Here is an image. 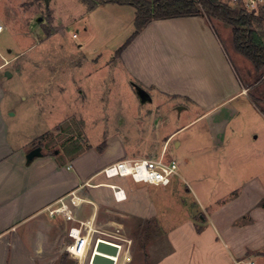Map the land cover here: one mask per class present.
Here are the masks:
<instances>
[{
	"label": "rangeland",
	"instance_id": "obj_1",
	"mask_svg": "<svg viewBox=\"0 0 264 264\" xmlns=\"http://www.w3.org/2000/svg\"><path fill=\"white\" fill-rule=\"evenodd\" d=\"M88 1L0 0V50L10 61L6 68L18 73L9 79L16 91L17 124L27 134H41L46 151L61 152L64 161L87 153L88 168L163 153L177 161L178 173L167 186L116 179L127 190L121 202L108 186H79L76 192V215L92 221L91 234L94 229L95 237L129 238L120 264L131 257V263L143 264L146 248L164 232L155 230L156 221L192 219L200 224L215 202L252 177L264 190V80L236 49L232 26L213 18L239 78L247 83L255 77L251 99L240 93L232 103L239 110L236 115L227 114L229 107L223 106L209 117L179 111L180 106L162 102L160 96L143 99L136 79L116 54L134 30L132 8L100 4L90 9ZM256 26L264 34V21ZM215 120L220 123L213 124ZM93 178L107 180L99 172ZM208 200L214 203L204 207ZM252 217L245 214L238 223L252 222ZM148 218L153 222L145 230ZM59 225L64 227V222ZM63 257L67 264H79L67 252ZM244 258L259 264L264 248Z\"/></svg>",
	"mask_w": 264,
	"mask_h": 264
},
{
	"label": "crops",
	"instance_id": "obj_2",
	"mask_svg": "<svg viewBox=\"0 0 264 264\" xmlns=\"http://www.w3.org/2000/svg\"><path fill=\"white\" fill-rule=\"evenodd\" d=\"M117 5L131 7L134 21V7ZM120 59L136 85L149 91L150 101L160 96L162 102L177 109L180 106L179 111L194 110L199 117H209L223 106L229 107L227 114L236 115L239 110L232 104L234 97L242 93L250 98L249 90L255 86L254 75L247 83L239 78L206 15L151 21L121 52ZM9 63L0 50V264H64L63 253H68L71 241L70 223L62 215H50L48 208L110 163L88 168L84 161L87 153L83 152L64 161L61 152L46 151L41 134L20 129L14 110L15 86L9 83L18 73L6 68ZM21 96L29 101L28 96ZM218 123L215 120L213 124ZM166 137L164 149L171 135ZM38 146L42 155L28 160V153ZM263 192L260 181L252 177L215 202L216 207L200 224L192 219L170 224L156 221L155 230L164 232L146 248L142 263L239 264L247 260L246 254L264 248ZM211 203L214 201H205L203 206ZM249 213L254 221L239 224L238 219ZM61 221L64 227L59 225ZM124 241L129 247V238ZM131 260L126 264H139ZM258 263L264 264V258Z\"/></svg>",
	"mask_w": 264,
	"mask_h": 264
},
{
	"label": "built area",
	"instance_id": "obj_3",
	"mask_svg": "<svg viewBox=\"0 0 264 264\" xmlns=\"http://www.w3.org/2000/svg\"><path fill=\"white\" fill-rule=\"evenodd\" d=\"M233 6H240L251 13L259 14L264 8V0H229ZM4 26L0 23V33ZM76 36V34H75ZM178 163L175 159H166L165 154L159 157H125L116 160L103 167L99 174L104 180H95L93 177L85 181L81 186L99 187L108 186L111 188L113 197L121 202L127 199V190L124 186L116 182V179L130 178L135 183H145L167 186L172 183L173 178L178 173ZM78 189L71 191L57 201L56 205L48 208L49 214L62 215L70 223L68 235L71 241L68 243L67 251L69 255L79 261L80 264H95L97 254L106 256L98 251L101 240H108L118 245L117 255L114 257V264H120L123 252H125V239L119 238L110 240L101 236L95 237V230L91 234L89 243L90 225L77 217L75 209L79 206L80 200L77 198ZM118 240V241H117ZM107 257V256H106ZM239 264H254L253 260H240Z\"/></svg>",
	"mask_w": 264,
	"mask_h": 264
},
{
	"label": "trees",
	"instance_id": "obj_4",
	"mask_svg": "<svg viewBox=\"0 0 264 264\" xmlns=\"http://www.w3.org/2000/svg\"><path fill=\"white\" fill-rule=\"evenodd\" d=\"M88 3L90 9L107 3L135 8L134 31L117 49V56L153 20L206 15L210 20L224 21L233 28L236 49L253 62L264 80V34L256 26L257 22L264 21L263 9L259 14H254L223 0H89ZM261 205L264 206V198ZM151 222V219L145 220V230H150Z\"/></svg>",
	"mask_w": 264,
	"mask_h": 264
},
{
	"label": "water",
	"instance_id": "obj_5",
	"mask_svg": "<svg viewBox=\"0 0 264 264\" xmlns=\"http://www.w3.org/2000/svg\"><path fill=\"white\" fill-rule=\"evenodd\" d=\"M8 76L11 75V72L10 71H7L6 73ZM137 89H138V92L140 94V96L143 98V99H146L148 98L150 100V95L149 93L147 92L146 89L142 88V87H139L137 86ZM42 155V147L41 146H38V147H35L34 149H32L28 155H27V158L28 160H32L35 156H40ZM102 244V247L101 249L103 251L105 250H112V251H115L117 248L112 246V245H108L106 243H100ZM94 262L96 263H101V264H114V261L109 258V257H106V256H103V255H100V254H97L96 257H95V260Z\"/></svg>",
	"mask_w": 264,
	"mask_h": 264
},
{
	"label": "bare ground",
	"instance_id": "obj_6",
	"mask_svg": "<svg viewBox=\"0 0 264 264\" xmlns=\"http://www.w3.org/2000/svg\"><path fill=\"white\" fill-rule=\"evenodd\" d=\"M89 225H90V233H89V243L91 242V228L93 227V223L91 220H89ZM100 243H106L108 245H112L114 247H116L117 249L115 251H112V250H105L103 251L101 249L102 247V244H99V248H98V251L102 254H105L107 257L111 258L113 261H114V257L117 255V251H118V245L114 242H111V241H108V240H101ZM95 264H101V263H96Z\"/></svg>",
	"mask_w": 264,
	"mask_h": 264
}]
</instances>
